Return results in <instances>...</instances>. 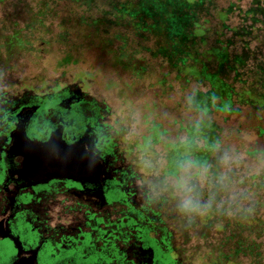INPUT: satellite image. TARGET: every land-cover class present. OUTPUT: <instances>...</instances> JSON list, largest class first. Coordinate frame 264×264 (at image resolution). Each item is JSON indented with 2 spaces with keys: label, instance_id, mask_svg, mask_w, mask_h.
I'll use <instances>...</instances> for the list:
<instances>
[{
  "label": "rangeland",
  "instance_id": "374dc122",
  "mask_svg": "<svg viewBox=\"0 0 264 264\" xmlns=\"http://www.w3.org/2000/svg\"><path fill=\"white\" fill-rule=\"evenodd\" d=\"M92 1L90 4L89 0H0V94L17 92L27 96L42 89L52 91L57 85V88H68L74 97L96 99L102 109L107 110L103 131L115 143L113 151L103 156V176L118 177L125 188L135 189L136 205L148 204L168 216L165 218H169L175 243L183 247L184 260L192 264L206 248L229 253L239 247L233 264L264 263V156L247 155L250 147L264 146V135L253 128L257 119L247 106L228 118L221 112L212 113L209 117L222 129V147L215 150L210 160L209 146L196 147L191 133L189 120L202 115L185 109L184 104V107L177 106L190 90L206 89L208 83L192 77L185 83L175 77L164 59L143 50V47H154L152 39L138 41L123 26L111 27L110 34L129 35L136 56L147 60L148 70L144 76L139 78L122 72L100 45L84 46L85 36L90 35L93 42L99 36L83 23L84 18L99 15L109 8L111 0ZM216 1L219 8L235 2L237 8L225 21L229 27L245 24L239 9H246L251 0ZM212 13L206 16L208 22L204 24L209 29L208 47L216 45L218 34L222 40L231 36L230 30L220 32L218 12L212 10ZM259 39L264 40L263 30L255 33L250 47L257 58L264 60V43ZM113 46H116L115 41ZM229 51H241L240 38H234ZM64 53H72L77 60L67 67L57 68L56 63L63 61L58 58ZM86 71H91L90 76L79 83L77 75ZM161 75L163 82L157 84L156 79ZM248 81L250 78L244 80ZM128 83L133 85L131 90L124 86ZM156 93L160 120L166 126L167 119L170 121L177 109L179 115L187 119L186 123L172 121L176 125L168 127L170 130L163 137V140L184 139L186 134L184 140L172 146L171 163L165 167L172 175L163 169L166 145L157 142L148 147L139 143L141 134L146 133V125L139 120V115ZM62 130V125H58L51 137L61 136ZM89 133L74 140L73 145L84 142L95 156H100L94 145V134ZM16 135V132L11 134L13 141ZM101 206L103 209V204ZM188 208L195 211H186ZM181 216L185 217L187 228L182 225L178 228ZM184 230L190 237L183 244L181 233Z\"/></svg>",
  "mask_w": 264,
  "mask_h": 264
},
{
  "label": "flooded vegetation",
  "instance_id": "af4514ba",
  "mask_svg": "<svg viewBox=\"0 0 264 264\" xmlns=\"http://www.w3.org/2000/svg\"><path fill=\"white\" fill-rule=\"evenodd\" d=\"M104 111L68 88L0 94V264H189L168 216L136 205L135 189L103 176V156L115 146L103 131ZM58 125L56 161L73 159L69 168L36 148ZM87 131L100 156L84 142L73 145Z\"/></svg>",
  "mask_w": 264,
  "mask_h": 264
},
{
  "label": "trees",
  "instance_id": "16d2710c",
  "mask_svg": "<svg viewBox=\"0 0 264 264\" xmlns=\"http://www.w3.org/2000/svg\"><path fill=\"white\" fill-rule=\"evenodd\" d=\"M92 2L89 0L90 4ZM234 4L235 2L226 8H219L216 0H111L108 9L83 20L85 25L93 29V33L99 35L97 38L92 34L97 39L95 42L90 40V35L85 36L84 46L100 45L111 55L114 66L119 67L122 72L127 71L140 78L147 72L148 65L147 60L136 56V50L131 47L128 34L122 32L110 34L112 33L110 28L113 26L128 28L138 41L147 37L152 39L154 47H143V50L154 57L164 59L168 67L175 72L174 76H178L180 80L188 83L192 77L208 83L206 89L196 87L190 90L187 98L178 101L177 106L184 104L185 109H192L202 115L200 118L189 120L192 122L191 133L195 138L196 147L209 146L210 160L215 150L222 147L221 126L209 117L214 112H221L228 118L231 114H239L242 108L247 106L250 109L249 113L258 121L253 128L257 129L258 134L264 135V60L257 58L255 50L250 47V40L255 37L258 30H263L264 35V0H251L246 9L240 8L242 11L240 15L244 18L245 24L229 27L225 21L233 9L237 8ZM212 10H217L221 20L220 32L230 30L231 36L222 40L218 34L219 41L216 40V45L208 47L209 29L204 24L208 22L206 16L213 15ZM234 38L241 40L240 52L229 51L230 46L234 45ZM259 42L264 43V40L259 39ZM61 59L62 62L56 63L57 68L67 67L77 60L72 53H64L58 58ZM90 72L78 74L79 83L85 82L84 79L90 76ZM231 73L233 75L229 77ZM157 78V84L162 83L164 76ZM248 78L250 81L244 82ZM236 83L244 86L241 88ZM124 86L131 90L133 85L128 83ZM56 88L57 85L54 89ZM59 91L61 90H54L55 93ZM158 96L156 93L155 98L144 105L139 115V120L146 125V133L141 134L139 143L149 147L160 142L162 146L168 147L163 167L164 172L168 173L165 167L170 166L174 153L172 146L177 141L184 140L186 134L183 133L184 139L163 140V137L169 132L168 127L176 125L172 121L182 120L186 123L187 119L179 115L177 109L175 115L170 116L171 120L167 119L166 126L160 120L156 99ZM247 155L264 156V146L250 147ZM185 220L183 216L179 218V229L181 225L186 226ZM181 234L182 243L188 242L190 235L186 230ZM249 248L254 249L252 246ZM180 250L182 251L183 247H180ZM239 250V247H235L229 253H224L219 248H206L192 264H233ZM258 264L264 263L259 261Z\"/></svg>",
  "mask_w": 264,
  "mask_h": 264
},
{
  "label": "water",
  "instance_id": "95a60500",
  "mask_svg": "<svg viewBox=\"0 0 264 264\" xmlns=\"http://www.w3.org/2000/svg\"><path fill=\"white\" fill-rule=\"evenodd\" d=\"M22 137L23 138L25 137V135H24L23 132H22ZM28 141L29 140L26 139L27 145L30 144ZM29 147L32 149V144H30ZM60 147H62V145L60 146V138L59 137H56V136L55 137L54 136L51 137L45 144L40 145V146H36L37 150H41V151L44 150L47 153V157H48V159L51 162H54L55 164L58 163V165H59L60 168L62 167V165L64 167H68L69 168L73 164V159H71V160H63V161H56L55 154H56V151ZM77 151H81L86 156V158H88L90 161H92L93 163H95V164L98 165V163H99L98 160L90 157L87 154V152L84 149H82V148H79V149L78 148H74L72 150V154L73 155L76 154Z\"/></svg>",
  "mask_w": 264,
  "mask_h": 264
},
{
  "label": "clouds",
  "instance_id": "9594fccd",
  "mask_svg": "<svg viewBox=\"0 0 264 264\" xmlns=\"http://www.w3.org/2000/svg\"><path fill=\"white\" fill-rule=\"evenodd\" d=\"M186 211H189V212H191V211H195V209H192V208H188V209H185Z\"/></svg>",
  "mask_w": 264,
  "mask_h": 264
}]
</instances>
